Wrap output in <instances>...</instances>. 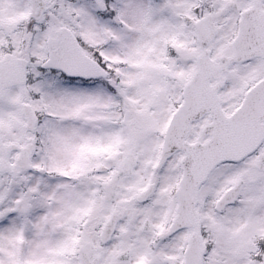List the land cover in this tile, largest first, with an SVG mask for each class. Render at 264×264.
<instances>
[{"label":"snow or ice","instance_id":"obj_1","mask_svg":"<svg viewBox=\"0 0 264 264\" xmlns=\"http://www.w3.org/2000/svg\"><path fill=\"white\" fill-rule=\"evenodd\" d=\"M0 264H264V0H0Z\"/></svg>","mask_w":264,"mask_h":264}]
</instances>
